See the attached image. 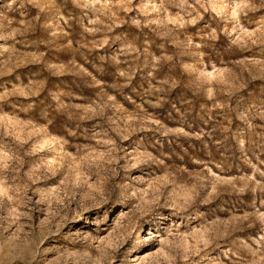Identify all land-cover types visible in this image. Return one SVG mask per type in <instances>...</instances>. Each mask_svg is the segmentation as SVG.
<instances>
[{
    "label": "rangeland",
    "instance_id": "obj_1",
    "mask_svg": "<svg viewBox=\"0 0 264 264\" xmlns=\"http://www.w3.org/2000/svg\"><path fill=\"white\" fill-rule=\"evenodd\" d=\"M0 264H264V0H0Z\"/></svg>",
    "mask_w": 264,
    "mask_h": 264
}]
</instances>
